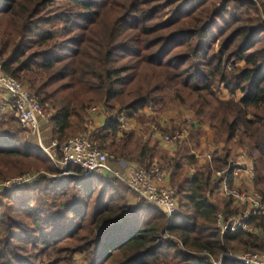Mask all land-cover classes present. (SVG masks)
I'll list each match as a JSON object with an SVG mask.
<instances>
[{"label":"trees","instance_id":"trees-1","mask_svg":"<svg viewBox=\"0 0 264 264\" xmlns=\"http://www.w3.org/2000/svg\"><path fill=\"white\" fill-rule=\"evenodd\" d=\"M0 61L50 114L59 142L85 131L93 104L128 119L178 105L224 145L189 176L196 160L188 145L169 157L134 131L117 140L119 123L109 117L94 142L115 160L169 171L178 192L172 221L148 204L129 207L127 187L115 179L43 180L0 197V264H64L75 253H88L89 264H212L204 254L219 261L264 253V212L248 222L258 233H219L218 214L228 220L240 210L215 194L212 180L228 169L232 185L228 146L240 148L264 201V0H0ZM6 126L0 121V179L59 172ZM201 134L191 127L189 141Z\"/></svg>","mask_w":264,"mask_h":264},{"label":"built area","instance_id":"built-area-1","mask_svg":"<svg viewBox=\"0 0 264 264\" xmlns=\"http://www.w3.org/2000/svg\"><path fill=\"white\" fill-rule=\"evenodd\" d=\"M0 93L5 97L0 98V115L12 114L17 120L20 128L30 137L38 142L39 148L53 162L58 169V178L61 176L74 179H85L90 175H101L104 178L118 180L124 183L129 192L135 195L141 203L151 205L159 209L170 223L178 210L177 189L167 184V174L158 165L154 164L146 170L136 164H128L123 170L111 167L115 162L113 155L102 150L89 135L82 133L73 136L63 142L52 138L48 145L44 144L43 126L49 122L50 114L44 111L39 101L33 97L26 86L14 77L6 74L0 61ZM150 109V108H148ZM99 108L90 107L89 115H97ZM111 117L116 118L118 123H125L128 118L122 113H113ZM48 130H50L48 128ZM185 130L175 131L170 135H161L160 140L167 145L175 146L187 139ZM207 161L211 160V153L205 156ZM43 174V173H42ZM233 174V173H232ZM228 169L213 171L212 180L218 181L215 194L230 198L232 204L239 208L240 213L225 220L218 214L216 228L223 235L226 231L258 233L249 227L248 222L252 216L264 212V201L262 196L255 190H242L228 183ZM38 174H23L4 180L0 183V197L6 190L23 188L38 181ZM166 239L169 237H165ZM183 249L181 242L173 239ZM241 252V251H238ZM206 255L212 264H221L224 258L232 259L239 264H264V253L229 252L221 256L219 261H214Z\"/></svg>","mask_w":264,"mask_h":264},{"label":"crops","instance_id":"crops-1","mask_svg":"<svg viewBox=\"0 0 264 264\" xmlns=\"http://www.w3.org/2000/svg\"><path fill=\"white\" fill-rule=\"evenodd\" d=\"M229 96L225 93L223 98H228ZM240 97L239 94L236 95V99ZM0 98L4 99L2 93H0ZM182 112V111H181ZM188 114L184 116V120L180 122L182 119L177 118L178 113L171 112L168 108L162 112V116L156 117L155 113L152 112L151 109H145L140 115L136 118L128 119L125 123H119V128L121 130L127 129V131H134L140 136L143 140L149 141L150 144L156 143L164 152L168 154L169 157H173L181 144L188 145L189 151L194 156L193 158L196 160L195 166L187 167V174L189 176L193 175L195 172V168L201 167L207 160L205 156L208 153H213L214 151H221L224 147L223 144H215L213 142V135L207 125L199 126L193 120V113L191 111H187ZM87 124L85 125V130L88 128H92L94 130H98L102 128L107 122V116L104 111H99L97 115H89ZM177 118V119H176ZM167 120H176L177 128L176 130H185L187 132V139L181 144H177L175 146L167 145L161 142L160 134L158 129L162 128V134L164 131L168 132L170 130L175 129L174 126L168 125ZM180 122V123H179ZM175 124V123H173ZM170 126V127H169ZM193 127L194 129L199 128L202 132L201 136L198 139V142H190L189 141V131ZM168 130V131H167ZM165 132V133H166ZM121 134L118 133L116 139L119 140ZM231 149V164L235 169L232 174V186L242 189V190H254L253 188V174H252V161L246 156V154L240 148ZM135 164L134 162L129 161H115L112 163L116 170H123L128 164ZM161 169H163L161 167ZM163 171L167 174V181L169 182V171L163 169ZM126 201L128 205L132 207L133 203L136 205L135 198H133L129 193L125 195ZM132 200V201H131Z\"/></svg>","mask_w":264,"mask_h":264},{"label":"rangeland","instance_id":"rangeland-1","mask_svg":"<svg viewBox=\"0 0 264 264\" xmlns=\"http://www.w3.org/2000/svg\"><path fill=\"white\" fill-rule=\"evenodd\" d=\"M225 95V92H221V94H219V96H221V97H223ZM90 107H98L99 108V110L98 111H104L105 113H106V118L108 119L109 117H111V116H113L114 114H112V113H109L108 112V110H106V106L105 105H103V104H93V105H91ZM89 107V108H90ZM114 107H115V109H116V104L114 105ZM48 110H49V107L47 108ZM118 109V108H117ZM168 109L169 110H171V112L173 111V112H176V113H178V115L176 116L177 118H179V119H182L180 122H182L184 119V116L185 115H187L188 114V110L187 109H185V108H183V107H180V106H178V105H170L169 107H168ZM182 111V112H181ZM10 114V113H9ZM9 114H7L6 116H1L0 115V121H7V126H6V129L8 130V131H10L11 133H14L21 141H22V143H24V144H26V145H28V146H32V147H38L39 148V146H38V142H37V140L36 139H34V138H32V137H30L29 135H27L21 128H20V126H19V124H17V122L14 120V119H12V120H9V117H8V115ZM156 115V117H158V116H162V113L161 114H155ZM91 116H93V115H91ZM88 118H90L89 117V114H88ZM176 118V119H177ZM5 119H8V120H5ZM174 121H176V120H174ZM174 121H172V120H167V123H168V125H172V127L174 126V128L175 127H177V124H176V122H174ZM179 122V123H180ZM173 123H175V124H173ZM170 127V126H169ZM43 128V130L45 131L44 132V144L45 145H48L49 144V141L52 139V136H51V132H50V130H48V128H49V123L47 124V125H45V126H43L42 127ZM50 129V128H49ZM177 128H175V129H173V130H170V131H168V132H166V131H164L163 132V135H170V134H172L173 132H175V131H178V130H176ZM119 133L121 134V132L122 131H126L127 132V129H125V130H121L120 128H119ZM158 131H159V134H161L162 135V128H159L158 129ZM94 132H96V130H94V129H92V128H88V130L86 129L85 131H80V132H77L76 134H74L73 136H76V135H79V134H82V133H85V134H87V135H89L90 137L93 135V133ZM166 132V133H165ZM189 133V132H188ZM72 136V137H73ZM189 137V136H188ZM71 138V137H70ZM57 140V139H56ZM214 142V141H213ZM40 149V148H39ZM41 150V149H40ZM106 152H108L109 154H111L108 150H105ZM41 152H42V150H41ZM42 154L48 159V157L42 152ZM115 161H117V160H115ZM48 162H50L51 163V165L54 167V168H56V166H55V164L53 163V162H51L49 159H48ZM112 163H114V162H112ZM112 163H111V167L112 168H114V166L112 165ZM57 169V168H56ZM115 169V168H114ZM27 173H29V174H38L39 175V177L40 178H38V181L37 182H41V185H44V182H42L43 180H46V182H52V181H57V180H59L61 177H65V176H61V177H58V178H53L52 176H58V173H49V172H45V171H38V170H29V171H26V172H24V173H21V174H17V175H14V176H11V177H7V178H5V179H0V183L1 182H3L4 180H6V179H9V178H12V177H15V176H18V175H23V174H27ZM43 173V174H42ZM100 177H102L101 175H99ZM104 178V177H103ZM74 179V178H73ZM104 179H107V178H104ZM36 183V182H35ZM124 184V183H123ZM167 184H168V181H167ZM170 184V183H169ZM170 186L171 187H173L174 189H177L176 187H174V186H172L171 184H170ZM130 194L133 198H135V201H136V205H138V203H141V201H139V199L135 196V195H133L131 192H129L128 191V189H126V194ZM125 194V195H126ZM132 201V200H131ZM38 204H42V205H44V206H46L47 205V200L45 199V198H39L38 199V202H37ZM135 203H133L132 205V207L131 208H133V207H135L136 205H134ZM130 207V206H129ZM237 253H241V252H238V251H236ZM89 258H90V256H89V254L88 253H75V254H73L70 258H69V260L67 261V262H65L64 264H89ZM42 260L44 261V262H46V259L45 258H42Z\"/></svg>","mask_w":264,"mask_h":264}]
</instances>
